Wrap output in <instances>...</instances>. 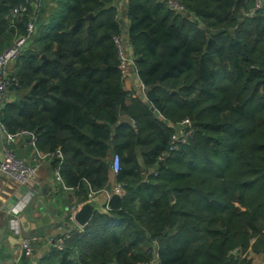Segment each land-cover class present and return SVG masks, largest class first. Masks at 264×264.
Listing matches in <instances>:
<instances>
[{"label": "trees", "instance_id": "16d2710c", "mask_svg": "<svg viewBox=\"0 0 264 264\" xmlns=\"http://www.w3.org/2000/svg\"><path fill=\"white\" fill-rule=\"evenodd\" d=\"M176 2L184 11L164 0H59L12 63L7 131L62 153L78 203L104 188L115 155L113 185L122 186L107 213L35 264H252L248 251L264 255V0ZM30 4L0 0V53L45 16ZM118 36L143 97L124 88ZM186 118L192 135L170 151Z\"/></svg>", "mask_w": 264, "mask_h": 264}, {"label": "crops", "instance_id": "0c3cea01", "mask_svg": "<svg viewBox=\"0 0 264 264\" xmlns=\"http://www.w3.org/2000/svg\"><path fill=\"white\" fill-rule=\"evenodd\" d=\"M59 0H40L39 4H30L35 7V11L45 10V16L36 20L34 15L35 32L38 27L46 24L47 16L56 8ZM122 6L125 0H119ZM125 22L127 20L124 18ZM129 48H131L129 46ZM133 52L130 51L129 63L126 75L124 76V88L131 93L132 96L144 95V87L136 75L133 66ZM13 64L10 65L12 68ZM12 70V69H11ZM142 88L143 93L139 90ZM16 92L8 91L6 101L14 100ZM4 149L13 151L18 157L28 159L33 152V148L29 143L27 135H18L12 139L0 137V160ZM52 160L43 163L37 172L34 180L29 181L25 185H17L16 183L6 179L0 173V264H27L31 262L35 264L43 254L51 249L52 239L58 236V239H64L69 235V230L79 227L74 220L68 219V208L71 205H77L78 200L76 193L62 185L54 176L52 169ZM30 191L31 197L26 207L18 214V221L15 226L12 225L10 213L11 207H14L24 193ZM27 239L32 248V254H24L22 240ZM57 239V240H58ZM57 242V241H56ZM55 242V243H56ZM29 257V259H27Z\"/></svg>", "mask_w": 264, "mask_h": 264}, {"label": "built area", "instance_id": "2783aa9c", "mask_svg": "<svg viewBox=\"0 0 264 264\" xmlns=\"http://www.w3.org/2000/svg\"><path fill=\"white\" fill-rule=\"evenodd\" d=\"M39 1L40 0H26V3L31 2V3L39 4ZM167 3L169 7L172 9H176L181 12L184 11L183 6L179 5L176 2V0H168ZM26 9L27 6L25 4L18 5L11 10V15L12 16L19 15L25 12ZM34 23H35L34 20L28 23L26 35L16 38L9 47H7L4 51L0 53V112L4 104V101L6 99L7 92L9 91L11 86L17 83L16 79L10 76L9 73L10 65L21 54L22 48L26 45L29 37L34 33L35 31ZM114 41L118 47L119 69L125 76L130 59L129 58L130 51L132 50V48H129V46L127 45H124L122 42V38L119 36L116 37ZM192 127H193L192 123L189 119L186 118L181 121L179 129L176 130L171 140L169 147L170 151H174L178 149L180 145L188 141V138L192 135V131H193ZM24 134L29 137V143L33 148V152L31 153L30 157L28 159H23L18 157L13 151L9 149H4L0 160V173L6 179L16 183L17 185H25L29 181L35 179L38 170L40 169V167H42L44 162L58 159L59 160L58 164H56V166L52 164V169L57 181H59L62 185H64L60 174V166L63 160L62 153L60 151H57L55 153L42 152L36 146V135L34 133L25 132V131H21L15 134L9 133L6 129L5 124L2 122L0 118V137L6 136L12 139L18 135H24ZM111 168L114 174H116L118 171V166H112ZM112 190L113 193H121L122 186L120 184H115L113 185ZM98 192L99 191H92L90 193V196L96 195ZM30 195H31L30 191H27L18 200L16 205H14V207H11L10 213L12 214L11 222L13 226H15L18 221L17 214L26 207L28 201L30 200L31 197ZM76 206L71 205L68 208L67 216L70 221L73 220V211L75 210ZM106 207L108 208V203L106 204ZM54 246L56 248H62L63 239L61 238L60 240L58 239L57 242L54 244ZM22 247L26 255L32 254L31 244L27 239L22 240Z\"/></svg>", "mask_w": 264, "mask_h": 264}, {"label": "water", "instance_id": "95a60500", "mask_svg": "<svg viewBox=\"0 0 264 264\" xmlns=\"http://www.w3.org/2000/svg\"><path fill=\"white\" fill-rule=\"evenodd\" d=\"M164 1L167 2L168 0ZM91 15L92 14H90V16ZM120 22L123 23L124 21L120 19ZM203 29H205V27H203ZM194 125L195 124L192 123V126ZM113 179L114 172L112 168H110V178L104 188L100 190L96 195L90 196L88 200L77 204L75 210L73 211V220L79 227H84L85 225H87V223L93 218L95 213L108 212L106 204L113 194ZM57 239L58 236H55L52 239V245L55 244Z\"/></svg>", "mask_w": 264, "mask_h": 264}, {"label": "rangeland", "instance_id": "374dc122", "mask_svg": "<svg viewBox=\"0 0 264 264\" xmlns=\"http://www.w3.org/2000/svg\"><path fill=\"white\" fill-rule=\"evenodd\" d=\"M260 5H261V3L259 2V3L257 4V6H260ZM34 32H35V31H34ZM11 69H12V68L10 67V72H9V73L12 72ZM139 90L143 93L142 88H139ZM130 92L132 93L133 90L130 89ZM243 254H244V253H243ZM246 254H247V256H248L249 258L252 259L253 264H264V255L256 254L255 252H252V251H248V253H246ZM150 264H157V263H156V261H154V262H152V263H150Z\"/></svg>", "mask_w": 264, "mask_h": 264}, {"label": "clouds", "instance_id": "9594fccd", "mask_svg": "<svg viewBox=\"0 0 264 264\" xmlns=\"http://www.w3.org/2000/svg\"><path fill=\"white\" fill-rule=\"evenodd\" d=\"M118 157L115 155L113 156V159H112V166H117L118 165Z\"/></svg>", "mask_w": 264, "mask_h": 264}]
</instances>
